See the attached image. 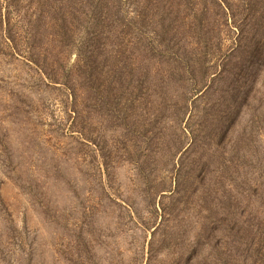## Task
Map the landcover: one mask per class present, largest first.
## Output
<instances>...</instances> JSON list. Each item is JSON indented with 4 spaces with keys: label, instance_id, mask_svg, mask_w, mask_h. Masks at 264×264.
I'll list each match as a JSON object with an SVG mask.
<instances>
[{
    "label": "rangeland",
    "instance_id": "rangeland-1",
    "mask_svg": "<svg viewBox=\"0 0 264 264\" xmlns=\"http://www.w3.org/2000/svg\"><path fill=\"white\" fill-rule=\"evenodd\" d=\"M0 264H264V0H0Z\"/></svg>",
    "mask_w": 264,
    "mask_h": 264
}]
</instances>
